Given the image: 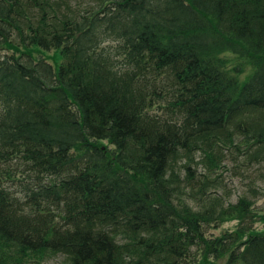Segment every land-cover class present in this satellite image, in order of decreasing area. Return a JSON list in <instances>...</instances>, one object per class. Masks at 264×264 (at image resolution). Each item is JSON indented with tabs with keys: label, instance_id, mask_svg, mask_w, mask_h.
<instances>
[{
	"label": "trees",
	"instance_id": "obj_1",
	"mask_svg": "<svg viewBox=\"0 0 264 264\" xmlns=\"http://www.w3.org/2000/svg\"><path fill=\"white\" fill-rule=\"evenodd\" d=\"M227 151L264 165V0H0V264H264Z\"/></svg>",
	"mask_w": 264,
	"mask_h": 264
},
{
	"label": "rangeland",
	"instance_id": "obj_2",
	"mask_svg": "<svg viewBox=\"0 0 264 264\" xmlns=\"http://www.w3.org/2000/svg\"><path fill=\"white\" fill-rule=\"evenodd\" d=\"M47 56L49 60L59 61L55 53H50ZM230 57L232 60H235L233 56ZM224 156L225 158L221 162L222 166L217 171L220 185L218 190L219 195L231 203H235L241 196H246L253 201L252 210L259 213L264 212V181L260 178L261 174L264 172V165L250 164L251 166H248V164L244 162V158L238 157L237 154H231L230 151H227ZM198 172H200V170H198ZM252 189H256L257 195L252 192ZM249 221H251L248 224L251 232L264 230L263 216H254L250 218ZM237 226V220L224 221L216 229H208V234L219 236L226 231L233 232ZM225 261L226 257L219 259L202 257L201 260L200 251L194 248L193 258L190 264H224ZM49 264L59 263L52 260Z\"/></svg>",
	"mask_w": 264,
	"mask_h": 264
}]
</instances>
